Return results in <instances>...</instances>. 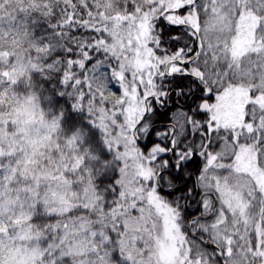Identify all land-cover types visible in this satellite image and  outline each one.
Returning <instances> with one entry per match:
<instances>
[{
    "label": "snow or ice",
    "instance_id": "6c2138e0",
    "mask_svg": "<svg viewBox=\"0 0 264 264\" xmlns=\"http://www.w3.org/2000/svg\"><path fill=\"white\" fill-rule=\"evenodd\" d=\"M0 264H264V0H0Z\"/></svg>",
    "mask_w": 264,
    "mask_h": 264
}]
</instances>
